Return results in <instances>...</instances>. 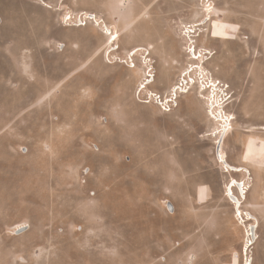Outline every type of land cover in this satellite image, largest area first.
Here are the masks:
<instances>
[{
    "label": "rangeland",
    "instance_id": "rangeland-1",
    "mask_svg": "<svg viewBox=\"0 0 264 264\" xmlns=\"http://www.w3.org/2000/svg\"><path fill=\"white\" fill-rule=\"evenodd\" d=\"M242 3L229 17L201 0H0V264H264V0L251 18ZM191 23L232 94L223 134L196 88L180 118L137 97L144 58L154 90L177 84ZM233 178L258 221L248 256L256 220L235 214Z\"/></svg>",
    "mask_w": 264,
    "mask_h": 264
},
{
    "label": "bare ground",
    "instance_id": "bare-ground-1",
    "mask_svg": "<svg viewBox=\"0 0 264 264\" xmlns=\"http://www.w3.org/2000/svg\"><path fill=\"white\" fill-rule=\"evenodd\" d=\"M45 5L46 2L44 3ZM70 15L69 17H67V19H70ZM84 18L89 19V20H95L96 16L92 13H89L87 15V17L83 16L81 17V15H79L78 21L82 23V25H84L83 21ZM107 27V26H106ZM107 30L109 31V29L107 28ZM105 32L107 34H111V38L113 40H116L117 36L116 34L113 35L112 32ZM192 47V46H191ZM142 51L141 49H136L131 53V61H133V56H135L138 52ZM188 53V52H187ZM189 59H191V61L195 62L194 60H198L200 64V62H202V67L205 68L206 72H210V70L207 68V61L209 59H211L213 57V52L211 50L205 49V48H201L200 46H196L194 45V49L191 53L189 52ZM151 59L148 58H144L143 63L145 64L144 66V71H143V76L144 74L148 77H153L152 80H145V85L143 86V88H151V92H158L156 90H154L153 86L155 84L156 81V74L154 71V65L151 64ZM135 65L133 64V67ZM148 73V74H146ZM213 79V78H212ZM217 80V83H214V87H215V91L217 90L218 93H214L213 98L214 100L211 101V103H208V111L209 114L211 115V117L215 120L218 121L221 125V130L217 131L216 134L222 132V134L224 132H226L231 125V116H229L225 110V107L223 105L224 101H227L228 95L230 93H228V89H229V85L227 84H223L221 80H219L218 78H215ZM142 84V82H141ZM147 85V86H146ZM226 88H228L226 90ZM221 92V93H220ZM189 92H187L186 94H188ZM158 94V93H157ZM174 111V110H173ZM172 111V112H173ZM171 113V112H170ZM221 141V140H220ZM226 142V141H225ZM218 154L220 155V158H224V150L222 149L221 151H218ZM226 163V162H224ZM228 171H235L238 173H242L243 175H250V171L247 167H235V166H229L227 167ZM227 187H226V195L229 196L232 199V204L234 206V210H235V214H237L242 220H245L246 223L251 222V221H255V223L252 224H247L248 225V233H249V237L250 239H248L247 242V246H246V255H249V251L250 248L254 245L255 240L258 239V221L257 219L254 217V215H252L250 212L247 211H243V209L241 208V205L243 204L244 200H245V196L247 193V189L245 188L246 184L243 181H239L238 179H232L229 183H227ZM170 211L173 213L175 211L174 206L172 205V203L168 204ZM247 264H252V262L249 263V258H247ZM253 261V260H252Z\"/></svg>",
    "mask_w": 264,
    "mask_h": 264
},
{
    "label": "built area",
    "instance_id": "built-area-1",
    "mask_svg": "<svg viewBox=\"0 0 264 264\" xmlns=\"http://www.w3.org/2000/svg\"><path fill=\"white\" fill-rule=\"evenodd\" d=\"M204 4V10L207 16H217V10L213 5L212 0H201ZM216 21H213L211 26L216 24ZM204 23H191L183 25V34L187 38V48L186 51L189 53L193 52L194 45L199 46L198 39L200 34L207 30L204 26ZM192 46V47H191ZM187 53V54H188ZM189 55V54H188ZM188 64L187 68H185L181 76L177 82V84L171 88L168 94H161L159 92H151V88H143L145 85V80L147 76L144 74L142 79V84L139 85L137 90V97L143 103H150L153 102L157 104L164 112H171L173 108L178 106V99L181 95L190 92L193 88H196L199 92V95L204 98L208 103H211L214 100L213 95L214 93H218L215 91L214 83H217V80L213 76L211 72H206L205 68L202 67V62L199 63L198 60H194L195 62L191 61ZM148 74V73H146ZM213 78V79H212ZM153 77H148V80H152ZM146 80V81H148ZM223 83V82H222ZM224 84V83H223ZM147 86V85H146ZM228 88H226L227 90ZM228 95V98H231V92ZM24 230V227H20L17 229V233H20Z\"/></svg>",
    "mask_w": 264,
    "mask_h": 264
},
{
    "label": "crops",
    "instance_id": "crops-1",
    "mask_svg": "<svg viewBox=\"0 0 264 264\" xmlns=\"http://www.w3.org/2000/svg\"><path fill=\"white\" fill-rule=\"evenodd\" d=\"M238 1L239 0H227L226 1L227 6H226L225 10L224 9H221V8H218V9L216 8V10H217V12L219 14H223V12L226 11V13L228 14L227 16L233 17L235 15L236 2H238ZM256 1H258V0H242V2H243L242 3V6H243V10H242L243 11V16L250 17V18L251 17H256V14L255 13H252V10L250 8V3L256 2ZM247 4L249 6L248 9H247ZM82 16H86V14H83ZM248 26H249V28H251L250 24ZM180 112H181V108L180 109H177L175 112L171 113V115H176V116H174L175 118H180L179 117ZM206 115H207V112H206ZM207 117H208V115H207ZM214 154H215V151H214ZM196 155L197 154H195V156ZM244 156H245V153H244V150H243V152L240 155V160H242V162H245L244 161ZM183 160L186 161V162H188V161H192V160H195V161L197 160L198 161L199 159H197V158H190L189 157V158H185ZM200 160H202V158ZM204 197L205 196H204L203 190H200L199 193H198V199H199V201L202 200Z\"/></svg>",
    "mask_w": 264,
    "mask_h": 264
},
{
    "label": "water",
    "instance_id": "water-1",
    "mask_svg": "<svg viewBox=\"0 0 264 264\" xmlns=\"http://www.w3.org/2000/svg\"><path fill=\"white\" fill-rule=\"evenodd\" d=\"M147 40H153V38H151V39H144L143 42H147ZM222 140H223V138L221 139V142H220V144H219V149H220V145H221V143H222ZM207 178H209V177H207Z\"/></svg>",
    "mask_w": 264,
    "mask_h": 264
}]
</instances>
